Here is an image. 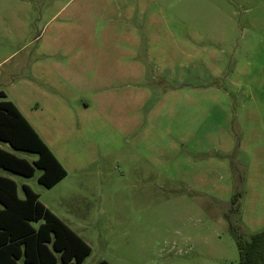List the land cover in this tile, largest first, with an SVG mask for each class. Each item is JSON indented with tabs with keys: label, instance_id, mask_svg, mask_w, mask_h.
Instances as JSON below:
<instances>
[{
	"label": "rangeland",
	"instance_id": "obj_1",
	"mask_svg": "<svg viewBox=\"0 0 264 264\" xmlns=\"http://www.w3.org/2000/svg\"><path fill=\"white\" fill-rule=\"evenodd\" d=\"M1 92L68 177L0 175L82 264H238L264 231V0H0Z\"/></svg>",
	"mask_w": 264,
	"mask_h": 264
},
{
	"label": "trees",
	"instance_id": "obj_2",
	"mask_svg": "<svg viewBox=\"0 0 264 264\" xmlns=\"http://www.w3.org/2000/svg\"><path fill=\"white\" fill-rule=\"evenodd\" d=\"M5 94L0 93V98ZM0 142L14 150L38 155L30 162L0 147V168L23 177L43 171L40 184L47 188L67 176V171L40 135L9 100L0 101ZM25 198L18 195L17 183L0 175V264H82L92 248L63 220L40 201L29 186ZM238 264H264V231L250 239L236 237ZM97 264H111L100 261Z\"/></svg>",
	"mask_w": 264,
	"mask_h": 264
},
{
	"label": "crops",
	"instance_id": "obj_3",
	"mask_svg": "<svg viewBox=\"0 0 264 264\" xmlns=\"http://www.w3.org/2000/svg\"><path fill=\"white\" fill-rule=\"evenodd\" d=\"M19 109V108H18ZM21 112V111H20ZM22 113V112H21ZM24 116V115H23ZM25 117V116H24ZM30 123V122H29ZM31 124V123H30ZM33 127V126H32ZM34 128V127H33ZM37 132V131H36ZM38 133V132H37ZM39 134V133H38ZM40 135V134H39ZM41 137V136H40ZM42 138V137H41ZM43 139V138H42ZM43 141L45 142V140L43 139ZM46 143V142H45ZM1 142H0V147H1ZM7 144V143H6ZM47 144V143H46ZM49 147V146H48ZM2 148V147H1ZM12 148V147H11ZM50 148V147H49ZM4 149V148H3ZM51 149V148H50ZM6 150V149H5ZM8 151V150H7ZM16 151V150H15ZM52 151V150H51ZM10 152V151H9ZM19 152H22V151H19ZM53 152V151H52ZM25 153H27V152H25ZM54 153V152H53ZM30 154H33V153H30ZM37 155V154H36ZM55 155V154H54ZM56 156V155H55ZM37 157H38V155H37ZM22 158V157H21ZM56 158L58 159V157L56 156ZM26 159V158H25ZM38 159V158H37ZM37 159H35L34 161H36ZM28 160V159H27ZM59 160V159H58ZM29 161V160H28ZM33 161V162H34ZM59 162L62 164V162L59 160ZM63 165V164H62ZM63 167L66 169V167L63 165ZM1 169V168H0ZM4 170V169H3ZM40 170V169H39ZM6 171V170H5ZM66 171H67V169H66ZM7 172H9V171H7ZM41 172H42V174H43V171L41 170ZM11 173V172H10ZM12 174H14V173H12ZM41 174V175H42ZM16 175V174H15ZM35 175V174H34ZM40 175V176H41ZM2 176H4V175H2ZM18 176H20V175H18ZM7 177V176H6ZM21 177H23V176H21ZM68 177V171H67V176L65 177V178H63L62 180H60L56 185H54L53 187H51V188H47V189H53V188H55L56 186H58L62 181H64L66 178ZM9 178H11V177H9ZM24 178H27V179H29V178H32V177H24ZM11 179H13V178H11ZM39 179V178H38ZM14 180V179H13ZM15 181V180H14ZM16 182V181H15ZM39 182V181H38ZM17 183V182H16ZM17 185H18V183H17ZM24 185H26V186H29L28 184H23V186ZM42 185V184H41ZM23 186H22V188H23ZM44 186V185H43ZM30 187V186H29ZM45 187V186H44ZM31 188V187H30ZM32 189V188H31ZM33 190V189H32ZM34 191V190H33ZM23 192H24V189H23ZM35 193H37L36 191H34ZM38 195H39V199H40V201H41V203L46 207V208H48L53 214H55L54 213V211L51 209V207H49L48 205H46L45 203H43L42 202V200H41V195L39 194V193H37ZM18 195H19V198H21V199H24L25 198V192H24V196L22 197L21 195H20V192H19V185H18ZM56 215V214H55ZM57 216V215H56ZM57 217H59V216H57ZM60 218V217H59ZM61 219V218H60ZM62 220V219H61ZM75 233H77L88 245H89V243L82 237V235H80L79 233H78V231H76L73 227H71L68 223H66ZM90 246V245H89ZM91 247V246H90ZM93 251V250H92ZM20 261H23V260H20ZM20 261H19V263H20ZM106 261V260H105ZM24 262V261H23ZM58 264H62L61 262H59Z\"/></svg>",
	"mask_w": 264,
	"mask_h": 264
}]
</instances>
